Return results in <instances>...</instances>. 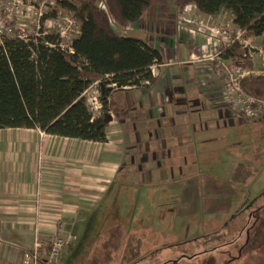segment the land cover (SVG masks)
Masks as SVG:
<instances>
[{
    "label": "crops",
    "instance_id": "0c3cea01",
    "mask_svg": "<svg viewBox=\"0 0 264 264\" xmlns=\"http://www.w3.org/2000/svg\"><path fill=\"white\" fill-rule=\"evenodd\" d=\"M231 18L228 12L205 15L194 4H156L139 20L115 27L119 35L137 37L158 50L162 61L154 84L113 91L104 143L39 128L0 129V264H21L37 237L54 235L59 220L72 235V226L101 205L132 153L144 154L147 170H156L146 172L150 181L161 179L164 173L158 170L179 154L185 164L198 140L206 149L222 143L208 131L248 121L235 112L214 64L192 62L219 48L211 31L228 20L233 25ZM251 37L243 35L248 43ZM255 38L262 45V37Z\"/></svg>",
    "mask_w": 264,
    "mask_h": 264
},
{
    "label": "rangeland",
    "instance_id": "374dc122",
    "mask_svg": "<svg viewBox=\"0 0 264 264\" xmlns=\"http://www.w3.org/2000/svg\"><path fill=\"white\" fill-rule=\"evenodd\" d=\"M1 1V6L7 2L13 5L17 32L28 36L40 30L57 34L59 26H67L63 49L71 50L69 41L76 36V25L70 23L71 14L59 11L51 15L52 0L42 5L43 16L37 15L40 6L29 0ZM98 4L103 7L104 0ZM228 24L212 31L225 28L235 36L238 29ZM248 46L254 55L255 75L264 74L259 39L251 37ZM94 93L93 87L88 96ZM216 135L222 137L221 144L206 149L198 140L192 158L185 156L183 164L181 154L175 156L158 170L164 178L152 181L146 172L155 174L156 170H147L144 154H130L101 205L88 217L85 213V221L72 226V235L66 233L65 223L63 232L56 229L54 235L70 241L59 264L93 263L95 247L110 239L112 232L119 233L123 242L108 239L106 252L114 256L109 264H264V123L242 118L221 131H208V136ZM238 159L258 170L253 179L241 185L230 181ZM170 164L173 168H167Z\"/></svg>",
    "mask_w": 264,
    "mask_h": 264
},
{
    "label": "trees",
    "instance_id": "16d2710c",
    "mask_svg": "<svg viewBox=\"0 0 264 264\" xmlns=\"http://www.w3.org/2000/svg\"><path fill=\"white\" fill-rule=\"evenodd\" d=\"M98 1L57 0L53 7V17L64 11L78 24L79 32L70 44L72 51L50 47L48 43L57 45L61 36L41 30L28 40L1 38L0 129L39 128L50 135L106 142L113 91L150 86L157 81L151 67L161 63L159 51L137 37L121 36L115 29L139 20L152 5L194 4L201 13L213 17L228 12L243 35L262 37L264 52V0H104L103 7ZM247 54L239 41L221 51L223 58L252 69L254 64ZM96 82L101 108L94 113L85 91ZM241 86L264 99V75L245 77ZM257 171L240 161L230 181L245 184ZM110 236L95 247L91 264H109L114 258L106 252L107 242H123V238L115 232Z\"/></svg>",
    "mask_w": 264,
    "mask_h": 264
},
{
    "label": "built area",
    "instance_id": "2783aa9c",
    "mask_svg": "<svg viewBox=\"0 0 264 264\" xmlns=\"http://www.w3.org/2000/svg\"><path fill=\"white\" fill-rule=\"evenodd\" d=\"M32 4H38L39 9H37L39 16H43V6L44 4H47L50 0H29ZM54 4H56L57 0H52ZM1 0H0V44H1V38L3 36H15L20 39L28 40L29 36L17 32V28L14 25L12 13H13V5L9 2L4 3V6H1ZM43 5V6H42ZM42 6V8H41ZM65 14L64 11H60ZM72 21H70L71 24L76 25V35L79 32L78 24L72 17ZM60 30L57 34H59L61 37V42L57 44V46H54V48L59 47L61 50H64L63 46V40L66 37L68 28L67 26L61 25L59 26ZM45 33L50 34L51 32L47 31ZM232 31L226 30L225 28H216L212 31V36L216 40H219L221 44H219V48L213 52L212 54L205 55L203 57H197L192 62H199L203 60H207L214 64V71L215 74L221 78L224 82L227 96L231 99L232 103L234 104L233 108L235 109V112L240 114L241 116L245 117L247 120L252 122H263L264 123V99L258 98L248 92H246L242 86H241V80L248 76L255 75L256 71L252 68H247L243 66H239L233 61H229L228 59H225L221 55V51L223 47L230 46L235 41H239L240 44H242L247 50L248 54L246 56L249 57L251 61H254V55L249 50L248 42L244 40L243 38V32L238 30L236 31L235 36H231L230 34ZM225 39V37H227ZM75 37V36H74ZM73 37V38H74ZM224 37V38H223ZM70 39L69 42L72 41ZM219 38L223 39L220 40ZM218 42V41H217ZM50 47H52L55 44H49ZM72 51V50H70ZM262 47H261V50ZM159 64H154L151 67L152 74H157V66ZM264 75V74H259ZM98 82L94 84V86L90 87L85 91V95L87 96V100L91 106V109L95 111L96 113L101 108V103L99 102V94L96 90ZM95 89V93L93 96H88V92L91 90V88ZM64 223L65 221L59 220L57 223V230L58 232H63L64 230ZM63 229V230H62ZM41 239V238H40ZM70 241L68 238H64L62 236L53 235L46 239H36L34 246L28 251H26L22 257L21 264H59V259L62 251L67 250L65 249L67 247V244H69Z\"/></svg>",
    "mask_w": 264,
    "mask_h": 264
}]
</instances>
